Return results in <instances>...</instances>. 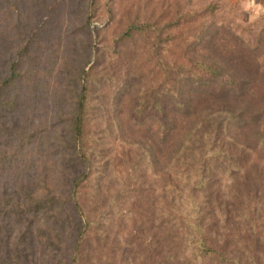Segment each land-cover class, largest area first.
<instances>
[{
  "label": "rangeland",
  "instance_id": "obj_1",
  "mask_svg": "<svg viewBox=\"0 0 264 264\" xmlns=\"http://www.w3.org/2000/svg\"><path fill=\"white\" fill-rule=\"evenodd\" d=\"M11 1L0 0V69L12 27L30 24L38 40L31 50L34 66L24 68L28 73L16 87L19 95L15 91L20 108L14 136L22 137V144L0 145V157L10 163L2 170L10 184L4 183L7 193L30 192L39 200L50 189L67 197L74 173L66 145L68 120L87 85L86 134L94 154L82 199L95 227L104 231L99 233L108 236L105 245L116 252L115 264H162V232L172 228L163 217L173 212L176 195L170 188L188 175L178 154L182 138L218 110L238 116L230 132L242 143L255 145L264 129V10L257 0H13L20 10H11ZM42 2L52 4L49 23L59 27L43 38L34 29ZM131 24L141 29L125 38ZM196 61L219 75L185 81ZM157 67L168 70L153 73ZM150 83L163 84L171 94L156 91L162 111L140 114L141 92ZM255 161L224 174L213 189L223 201L238 200L242 246L261 264L264 162ZM41 187L47 190L39 192ZM249 208L248 215L257 220L254 234L247 212L243 215ZM38 209L37 218L65 210L58 205Z\"/></svg>",
  "mask_w": 264,
  "mask_h": 264
},
{
  "label": "trees",
  "instance_id": "obj_2",
  "mask_svg": "<svg viewBox=\"0 0 264 264\" xmlns=\"http://www.w3.org/2000/svg\"><path fill=\"white\" fill-rule=\"evenodd\" d=\"M45 4L46 2H42L38 5L42 10L34 28L36 35L41 38L48 33L53 35L59 29L56 24L53 26L49 23L53 15L48 7L51 8L52 4H48V7ZM9 7L11 10H20L13 0ZM31 27L28 23L12 27L11 45L6 49V62L0 69V133H4V141L0 139V145L6 148L9 145L14 146V143L19 146L23 141L22 137L14 136L20 108L16 87L22 84L23 74L28 73L24 72V68L27 65L34 66L35 60L32 59L31 50L35 37L31 33ZM140 27L141 25L131 24L124 37L129 38L134 31L141 29ZM46 55L45 53V57ZM194 66L195 70L185 81L202 79L203 75H219L217 70L204 61H196ZM167 70L157 67L152 69V72L163 74ZM156 91H161L160 94L163 95L171 94L163 84L150 83L149 88H144L141 92L140 105L136 109L138 113L152 108L162 111L163 107L157 101ZM175 94H182L180 84L176 86ZM88 95V86L82 85L77 96L74 117L68 120L71 122V129L66 145H70L73 164L71 168L74 173L65 199L50 189L47 195L39 200H35L30 192L23 197H20L22 191L17 194H13L14 191L7 193L6 188L10 184L7 182L8 178H3L5 172L2 173V170L10 163L4 155L0 157V264L116 263V252L107 250L105 245L108 236L99 233L103 230L95 227L91 212L82 199V185L92 177L94 154L86 134ZM237 120L235 113L218 110L207 114L203 123L195 124L182 138L178 154L180 163L183 164L181 171H187L188 175L186 179V175H181L178 180L179 187H171L170 183L165 187L176 189V195L170 205L173 212L163 217L165 225H171L172 228L162 232V264H258L255 255L242 246L239 225L241 210L234 205L239 204L238 200L235 198L232 202L223 201L213 189L220 183L224 174L229 177L231 171H243L244 167L256 162L257 157L259 163L264 162V149H261L264 148V129L257 136L255 145L242 143L241 137H236L234 132H230ZM204 125H207V128H202ZM24 126L26 127V124ZM8 157L11 158L12 155ZM185 167L188 169L185 170ZM46 188L41 187L38 191H46ZM57 205L65 210H50L52 215L37 218V212L40 211L38 208H54ZM251 208L245 209L243 215L247 212L244 218L250 221L249 225L254 229V234L257 232V220L248 215V212L253 210ZM173 213L175 214L172 215ZM262 225L264 216L258 222V227ZM260 235L264 238V231Z\"/></svg>",
  "mask_w": 264,
  "mask_h": 264
},
{
  "label": "crops",
  "instance_id": "obj_3",
  "mask_svg": "<svg viewBox=\"0 0 264 264\" xmlns=\"http://www.w3.org/2000/svg\"><path fill=\"white\" fill-rule=\"evenodd\" d=\"M257 7L260 8V10H264V0H257Z\"/></svg>",
  "mask_w": 264,
  "mask_h": 264
}]
</instances>
